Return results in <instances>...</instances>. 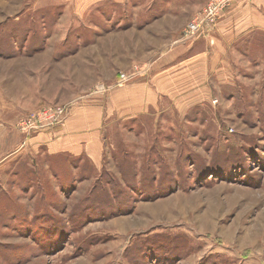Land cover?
<instances>
[{
  "label": "rangeland",
  "instance_id": "374dc122",
  "mask_svg": "<svg viewBox=\"0 0 264 264\" xmlns=\"http://www.w3.org/2000/svg\"><path fill=\"white\" fill-rule=\"evenodd\" d=\"M126 1L0 0V264H264V27L202 103L120 116ZM57 103L104 107L101 164L31 147Z\"/></svg>",
  "mask_w": 264,
  "mask_h": 264
},
{
  "label": "crops",
  "instance_id": "0c3cea01",
  "mask_svg": "<svg viewBox=\"0 0 264 264\" xmlns=\"http://www.w3.org/2000/svg\"><path fill=\"white\" fill-rule=\"evenodd\" d=\"M207 1L121 2L142 10V18L125 27L120 41L126 55L136 58L133 66L147 70L139 81L116 90L117 97L109 101L112 110L127 116L126 110L134 107L133 115L138 116L158 108L164 100L176 105L202 103V90L215 81L210 74L229 67L240 40L264 27V0H236L216 23L184 41L186 24ZM104 115L103 106L81 105L60 126L36 133L30 139L31 147L86 157L99 165L104 156Z\"/></svg>",
  "mask_w": 264,
  "mask_h": 264
},
{
  "label": "built area",
  "instance_id": "2783aa9c",
  "mask_svg": "<svg viewBox=\"0 0 264 264\" xmlns=\"http://www.w3.org/2000/svg\"><path fill=\"white\" fill-rule=\"evenodd\" d=\"M235 1L236 0H209L186 24L182 35L183 40L187 41L196 38L206 28L212 26ZM143 73L144 69L140 68L138 65H134L130 72L120 71L116 83L121 85ZM68 107V104L57 103L35 110L27 114L19 122V129L29 136L31 133L56 127L64 122Z\"/></svg>",
  "mask_w": 264,
  "mask_h": 264
}]
</instances>
